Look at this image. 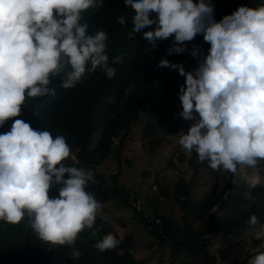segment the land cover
I'll list each match as a JSON object with an SVG mask.
<instances>
[{
	"label": "clouds",
	"instance_id": "9594fccd",
	"mask_svg": "<svg viewBox=\"0 0 264 264\" xmlns=\"http://www.w3.org/2000/svg\"><path fill=\"white\" fill-rule=\"evenodd\" d=\"M125 3L135 10L129 38L142 32L152 48L174 36L168 53L182 54L185 42L203 34L210 50L194 72L166 58L157 65L186 77L181 102L175 103L193 123L179 144L214 171L238 175L250 187L260 184V177L249 170L264 162V0L242 5L220 21L206 0ZM103 5L104 0H0V126L21 115L26 98L54 96L52 76L61 77L64 89L97 69L108 79L115 76L112 65L122 63L123 55L110 63L107 33L88 34V23L81 22L82 13ZM153 13L155 18H150ZM117 23L125 25V17H117ZM153 24L154 30L143 31ZM190 55L198 57L199 48ZM70 151L64 136L53 138L23 119L0 133V221L16 225L26 220L42 241L60 246H74L83 230L93 229L101 205L86 188L95 173L67 166ZM57 184L62 185L59 196L50 197V188ZM258 223L253 214L249 224ZM255 236L264 238V231ZM118 244L109 233L94 246L104 252ZM71 255L78 258L80 252ZM249 264H264V251Z\"/></svg>",
	"mask_w": 264,
	"mask_h": 264
},
{
	"label": "trees",
	"instance_id": "16d2710c",
	"mask_svg": "<svg viewBox=\"0 0 264 264\" xmlns=\"http://www.w3.org/2000/svg\"><path fill=\"white\" fill-rule=\"evenodd\" d=\"M254 1L206 0L214 7L213 17L216 21L232 14L242 5L251 7ZM82 15L81 22L89 25L88 34L99 30L107 33L106 54L110 63L113 58L123 55L122 63L112 65L116 69L115 76L108 79L99 69L94 73L86 72L76 86L69 89L61 87V77L52 76L49 87L54 88L56 94L26 98L25 104L21 106V115L0 126V133L9 131L15 119H23L33 128L48 130L53 138L64 136L71 150L64 163L94 171V181L89 182L86 191L93 193L100 205L118 196L124 204L133 207L150 235L159 239L158 244L171 243L173 264H220L218 254L214 251L213 244L216 241L213 238L222 233L226 237L249 220L251 214L242 210L239 202L245 200L246 192L253 195L264 192V184L255 187L245 182L235 184L237 179L234 174L222 169L214 171L209 168L207 161L202 163L197 160L198 156L194 153L189 161L195 167L194 173L197 175L202 167L204 171L207 169L208 174H214L215 179V184L208 188L196 210L193 209L196 215H192L189 204L191 190L197 184L193 173V180L182 178L172 192L159 186L153 197L155 218L150 220L132 203L129 190L118 184V171L109 173L106 170V161L114 156L119 157L132 125L141 120L145 107H149V116L153 117L149 119L152 122L143 127L141 136L147 148H152L156 143L153 135H162L157 136L159 143L163 135H170L183 126L184 120H181V114L173 103L181 102L180 88L185 84L186 77L181 76L178 70L157 65L162 58H166L173 63H183L186 72H194L206 58L210 44L204 42L203 34H198L192 41L185 42L184 53L169 54L168 49L175 43L174 36L157 41L155 48L143 39L142 32L129 38L135 10L126 5L125 0H104L102 8L89 9ZM120 16L125 17V25L117 23V17ZM150 18H155V14ZM155 27L153 24L143 31L154 30ZM194 47L199 48L198 57L190 55ZM148 48H152V51ZM170 110H173L172 119L159 122V114L168 118ZM98 133L100 136L96 143ZM67 178L69 174L66 173ZM61 186L57 184L51 187L49 196L58 197ZM170 196L183 212L179 217L168 206L164 207ZM109 233L119 240V244L114 249L98 251L95 243ZM253 240V244L260 242L258 238ZM135 244L131 232L121 234L114 224L98 214L94 228L83 230L74 246L42 241L26 220L16 225L0 221V264H141L142 261L134 252ZM74 250H79L78 258L71 255ZM262 251V248L248 251L247 257ZM242 263L237 258L230 264Z\"/></svg>",
	"mask_w": 264,
	"mask_h": 264
},
{
	"label": "rangeland",
	"instance_id": "374dc122",
	"mask_svg": "<svg viewBox=\"0 0 264 264\" xmlns=\"http://www.w3.org/2000/svg\"><path fill=\"white\" fill-rule=\"evenodd\" d=\"M177 104L173 103L176 109ZM148 109L149 107H145V113L142 114L141 120L132 125L119 157L114 156L106 161V170L109 173L118 171V184L129 190L131 195L129 198L132 203L138 207L141 214H144L145 217L148 216L150 220L155 218L153 197L159 186L168 192H172L179 180L182 178L193 180L195 174L194 180L197 184L191 190L192 196L189 204L192 215H196L193 209L196 210L197 205L208 192V188L215 184V179L214 174H208L207 169L204 171L202 167L196 175L194 165L189 162L190 156L194 155L195 152L189 153L179 144L180 137L189 130L193 121L185 120L181 115V120L183 119L184 122L178 131L170 135H163L159 143L157 136L162 135H153L156 143L152 148H147L143 144L141 136L143 127L152 122L149 119L153 117L149 116ZM179 113L181 114L182 110ZM172 116L173 110L169 111L168 118L162 117V113H160L159 122L172 119ZM99 136L100 133L97 134L96 143ZM115 142L118 143V140ZM197 160H199L198 157ZM100 169L103 171L102 168ZM249 171L259 176L261 183L264 184V163L258 164L256 169ZM235 177L237 179L235 184L244 183V180L238 175ZM246 194L245 200L242 203L239 202V207L250 213L251 216L255 214L259 223L251 226L248 220L236 227L235 232L229 233L226 237L222 233L213 238L216 241L213 244L214 251L218 254L220 264H230L237 258L243 262L242 264H249L253 256L248 258L247 252L254 251V249H264V238L253 244V239L256 238L255 234L264 231V192L261 191L258 195H253L251 192H246ZM165 206H168V209L172 210L178 217L183 214L171 196ZM97 214L114 224L121 234L125 231L133 234L136 240L134 252L142 264H173L171 243L158 244L159 239L150 235L149 229L139 219L135 209L120 201L118 196H113L109 202L102 204ZM191 218L195 219L194 216ZM225 238L226 240L229 238V240L226 241ZM150 244L152 245L150 246ZM188 259L186 260L189 262Z\"/></svg>",
	"mask_w": 264,
	"mask_h": 264
}]
</instances>
